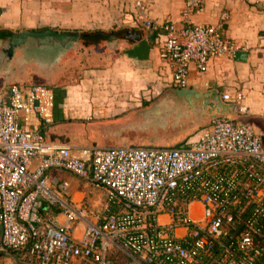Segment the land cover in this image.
Masks as SVG:
<instances>
[{
    "label": "built area",
    "instance_id": "2783aa9c",
    "mask_svg": "<svg viewBox=\"0 0 264 264\" xmlns=\"http://www.w3.org/2000/svg\"><path fill=\"white\" fill-rule=\"evenodd\" d=\"M204 6V0H185L180 26L143 19L146 32L163 36L158 56L174 88L188 87L191 66L203 75L209 58H232L238 50L221 32L226 13L216 25L191 23ZM242 97L220 94L237 106L236 116L211 118L186 145L76 148L19 124L21 113L52 123V87H2L3 264H118L109 257L112 249L132 264H264V144L240 119ZM51 170L103 191L108 212L88 216L65 180L49 179Z\"/></svg>",
    "mask_w": 264,
    "mask_h": 264
},
{
    "label": "crops",
    "instance_id": "0c3cea01",
    "mask_svg": "<svg viewBox=\"0 0 264 264\" xmlns=\"http://www.w3.org/2000/svg\"><path fill=\"white\" fill-rule=\"evenodd\" d=\"M184 2L185 0L139 1L147 6L143 9L148 18L143 19L172 23L176 26L181 25ZM20 4L22 3L19 0H0V35L2 32H25L18 29L23 26L26 31H32L30 25L38 18L27 15L31 14L29 2L23 1V5ZM204 5L203 12L190 17L191 23L216 25L220 15L226 13L227 19L221 27L222 35L233 42L238 47L237 51H242L245 56L244 60L235 59V56L211 57L203 75L198 74L191 66L188 88L197 91L216 89L219 94H227L231 98L237 93L242 94L241 105L245 107V115L240 118L241 121L249 123L258 135L264 137V0H204ZM47 11H50V8ZM59 14L64 15L61 12ZM143 19L138 20L139 26H142ZM55 33H74L77 40L73 43L71 38L65 37L63 42L61 41L63 45L59 43L53 46L54 51L51 50L50 44L46 47L41 45L40 50L34 52V62H27L26 67L22 69L24 74L16 79L19 84L40 83L54 89L53 121L50 125L43 126L34 113L28 116L21 113L19 116V124L22 127L45 133L54 143L76 148L96 146L92 143L80 144L75 136L76 127H82H79L78 121L93 117L95 121L88 126L89 133H95L98 127L102 126L98 123L124 115L123 111L126 105L131 104L132 96L141 95L142 89L148 85V80L152 81L151 86L158 88L161 94L174 88L171 70L158 56L162 34L144 32L139 40H134L133 35L140 33L132 29H126V32L86 30ZM149 35L153 38H149ZM2 43L0 39V50ZM64 45H69L70 48L60 51ZM29 49L33 47L30 46ZM52 53L53 60L50 58ZM42 54H47L48 58L42 63L37 62ZM82 59H85L86 63ZM28 60H33V56ZM78 60L84 67H73ZM2 75L1 68L0 84ZM127 145L133 144L118 146ZM48 177L52 180H65L69 186L68 193L75 204L79 202L76 200L78 194L88 193L89 185L66 171L51 170ZM95 190L98 194H104L101 190ZM193 207L198 209L196 205ZM59 219H62L61 216ZM81 232L82 225L78 224L74 236L78 238Z\"/></svg>",
    "mask_w": 264,
    "mask_h": 264
},
{
    "label": "rangeland",
    "instance_id": "374dc122",
    "mask_svg": "<svg viewBox=\"0 0 264 264\" xmlns=\"http://www.w3.org/2000/svg\"><path fill=\"white\" fill-rule=\"evenodd\" d=\"M29 2L28 8L33 16L38 18L32 21L30 30H48L52 32H84L86 30H102L106 32H126V29L136 30V32H146L138 23L139 19L148 18L145 16L144 9L147 6L140 4V0H19ZM46 2L48 4H46ZM46 4V6H44ZM32 8L34 11L32 12ZM50 8V11H47ZM144 8V9H143ZM44 9V10H43ZM54 11H51L53 10ZM59 10L64 15L60 16ZM45 12V13H44ZM23 25V24H22ZM21 25V26H22ZM25 26L18 29L24 30ZM19 34L21 32H12ZM31 40L23 45L22 53L15 49L11 55L4 57L0 65L5 76H22L27 62H34L35 50L28 48L32 45ZM28 50V51H27ZM17 51V52H16ZM20 53V54H19ZM18 54V55H17ZM33 56V60H28ZM40 57V55H39ZM38 57L37 62H40ZM83 62L86 63L85 59ZM13 62V63H12ZM41 63V62H40ZM82 63V62H81ZM14 64V65H13ZM24 65V66H21ZM80 60L73 67H80ZM99 66V64H96ZM101 65V64H100ZM19 66V67H18ZM84 67V65H82ZM96 67V66H91ZM103 67V66H99ZM78 71V70H77ZM76 71V72H77ZM79 72V71H78ZM152 81L148 80L146 88L142 89L141 95H133L131 104L126 105L121 117L110 118L98 127L95 133H89V124L95 121L90 117L78 121L79 129L76 127V137L80 144H90L100 146H118L119 144H133L144 146H177L186 145L194 142L203 127H205L210 118L198 117L194 112L187 116H169L160 124L158 119L140 118L136 113L143 108L150 107V104L161 97L158 88L151 86ZM1 82L0 87H4ZM0 88V89H1ZM249 122V121H248ZM84 137H83V136ZM260 136V135H259ZM48 139V138H47ZM49 140V139H48ZM85 140V141H84ZM100 144V145H99ZM87 194H78L76 204L85 206L86 214L92 211L95 214L104 216L109 206H106L104 194H98L94 188H87ZM192 208H194L192 206ZM89 216V214H87ZM109 257L116 259L118 264H132L124 254L112 249ZM5 257H0V264H3ZM74 264H88L85 261H76Z\"/></svg>",
    "mask_w": 264,
    "mask_h": 264
},
{
    "label": "water",
    "instance_id": "95a60500",
    "mask_svg": "<svg viewBox=\"0 0 264 264\" xmlns=\"http://www.w3.org/2000/svg\"><path fill=\"white\" fill-rule=\"evenodd\" d=\"M138 32L140 35H134V40H139L144 34V32H141V30ZM0 37V39L3 41L2 48L0 50V65L3 63L2 59L7 55H11L15 49H18L17 51L22 53L23 45L29 40H31V46L35 51L40 50L44 40L51 39L53 43L49 42L48 44L54 45L59 43L62 44L63 38L65 37L71 38L70 40L73 43H75L77 40V35L74 33L58 34L52 31H25L19 34H14L12 32H2ZM149 38L152 39L153 36L149 35ZM38 40H41V42ZM68 46H60V51L70 48ZM234 56L235 59L244 60L245 53L242 51H237ZM191 111L194 112L198 117L211 119L217 116H236L237 106L234 103L222 101L220 94L216 89L197 91L188 87L184 89L172 88L165 90L161 97L150 104L149 108H143L136 114L143 119H158V122L161 124L163 123V120L169 116H187ZM260 139L264 144V137L260 136ZM60 140L63 141V139Z\"/></svg>",
    "mask_w": 264,
    "mask_h": 264
},
{
    "label": "flooded vegetation",
    "instance_id": "af4514ba",
    "mask_svg": "<svg viewBox=\"0 0 264 264\" xmlns=\"http://www.w3.org/2000/svg\"><path fill=\"white\" fill-rule=\"evenodd\" d=\"M41 31H48V30H34V31H30V32H41ZM51 31V30H50ZM135 35V34H134ZM133 35V36H134ZM39 42H41V40H38ZM49 42H52V40L51 39H48V40H44V42H42L43 43V46H49ZM53 43V42H52ZM50 46H51V50L52 51H54V48H53V46H55L54 44H50ZM31 50V49H30ZM49 52V51H48ZM56 57V56H55ZM30 58H32V56L30 57ZM40 62L42 63L43 62V60L45 59H47L48 58V55L47 54H42L40 57ZM50 58H52L51 60H53V58H54V54L52 53V54H50ZM13 63V62H12ZM14 65V64H13ZM21 66H24V65H21ZM19 67V66H18ZM15 71H13V74L12 75H10V73H9V75H7V76H5V74L3 73V78L1 79V82L2 83H4L5 85H4V87H6V86H8V85H10V84H17V85H20V86H28V85H31L32 83H29V84H19L17 81H16V79H17V77L18 76H16V72L14 73ZM37 84V83H36ZM38 84H40V83H38Z\"/></svg>",
    "mask_w": 264,
    "mask_h": 264
},
{
    "label": "trees",
    "instance_id": "16d2710c",
    "mask_svg": "<svg viewBox=\"0 0 264 264\" xmlns=\"http://www.w3.org/2000/svg\"><path fill=\"white\" fill-rule=\"evenodd\" d=\"M43 135H44V137H46L47 138V136L45 135V133H42ZM50 212H52V213H57V211L56 210H53V209H51V211Z\"/></svg>",
    "mask_w": 264,
    "mask_h": 264
}]
</instances>
